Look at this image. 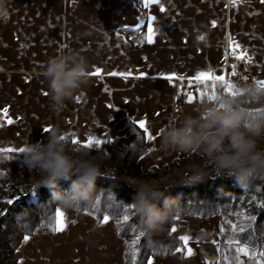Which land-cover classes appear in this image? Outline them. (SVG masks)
I'll list each match as a JSON object with an SVG mask.
<instances>
[{"label":"crops","instance_id":"obj_1","mask_svg":"<svg viewBox=\"0 0 264 264\" xmlns=\"http://www.w3.org/2000/svg\"><path fill=\"white\" fill-rule=\"evenodd\" d=\"M146 23L154 30V42L133 46L121 29ZM263 35L264 0H160L147 7L145 0L142 6L137 0H14L11 18L0 23V113L8 109L0 129L5 143H42L54 129L82 142L90 135L116 139L128 132L130 122L145 120L156 139L148 140L149 152L139 163L161 165L183 154L162 142L164 133L177 125L181 107L177 94L182 80L175 77L194 80L212 68L227 78L233 57L248 74L240 85L264 80L258 71L264 62L257 57L264 60L259 52ZM200 36L205 39L197 43ZM237 43V53L246 51L251 63L231 54ZM66 51L86 55L91 72L99 67L104 73L131 75L91 76L75 100L56 112L44 94L48 85L41 73L49 59ZM173 74L172 81L165 79ZM9 118L14 123L8 124ZM58 209L74 222L54 235H29L19 248V264H124L125 244L111 217L97 224L92 216ZM173 227V237L192 239L179 248L183 251L152 256V264H219V217H177ZM187 247L194 255H186Z\"/></svg>","mask_w":264,"mask_h":264},{"label":"trees","instance_id":"obj_2","mask_svg":"<svg viewBox=\"0 0 264 264\" xmlns=\"http://www.w3.org/2000/svg\"><path fill=\"white\" fill-rule=\"evenodd\" d=\"M137 1L142 6L143 0ZM121 31L133 46L145 43L149 35L148 23L138 28H122ZM233 64L235 59L231 57L229 71L232 70ZM211 84L212 81H207L206 85L188 79L180 81L177 104L179 106L200 104V92L211 93ZM252 84L256 85L255 82L249 85ZM216 92L225 93L219 84ZM188 93L195 95L197 100L188 103L186 95ZM2 116L0 113V118ZM255 117L264 119L260 114H255ZM66 136L69 137L71 147H80L71 143L74 138L72 134ZM106 141L110 143L88 150L92 155L98 154L104 159L112 158L113 169L98 179L95 205L73 210L92 216L97 224L101 223L105 215L113 219L117 234L125 243L124 264H132L133 249L130 245L137 237L139 243L135 246L138 249L135 264H147L152 256H166L184 247L180 238L171 235L175 218L214 216L220 218L219 264H238L237 257L243 264H264V259L258 255L259 252H264V180H255L249 187L244 188L232 179L217 178L215 173H212L211 178L203 183L184 186L181 181L184 175L190 172L181 173L176 177L174 185L160 188L166 198L173 199L170 201L175 208L173 218L158 231L145 233L140 217L130 207L135 197V189L118 176L128 173L143 175L139 160L149 152L147 134L138 123L130 122L125 135ZM47 142L48 140L42 143ZM7 148L18 149L15 146ZM158 169L156 166L150 167L146 178L157 176ZM0 173H3L0 175V264H19L15 255L25 236L56 233L49 225L56 219L59 204L51 199V191L48 188L42 187L37 190L31 183L15 181L18 175L30 174L23 153L0 152ZM70 184L71 181H61L60 190L69 189ZM33 188L36 189L35 193L32 192ZM34 195L36 198H33ZM8 200H12L13 203H7ZM160 206H164V200H161ZM126 213L130 219L128 222H122ZM232 225L236 226L235 231L232 230ZM240 228H244V232H240ZM140 233L144 235L140 236ZM236 239L240 240V244L233 242L230 247L229 241ZM241 245L255 250L256 259L249 260L247 256L237 253L236 248Z\"/></svg>","mask_w":264,"mask_h":264},{"label":"clouds","instance_id":"obj_3","mask_svg":"<svg viewBox=\"0 0 264 264\" xmlns=\"http://www.w3.org/2000/svg\"><path fill=\"white\" fill-rule=\"evenodd\" d=\"M13 3L14 0H0V23L11 18ZM90 72L88 57L78 51H66L49 59L41 74L54 111H61L67 102L75 100L77 93L90 83ZM241 87V95L219 93L215 99L206 98L195 115L185 116L164 133L162 142L168 149L195 153L203 160V164L193 165L190 173L184 175L182 185L203 183L212 173L244 188L255 180H264V119L252 115L257 109H264V90L254 84ZM25 149L26 168L33 174L37 190L48 188L51 199L66 210L95 205L97 181L107 171L104 157L92 155L89 148L71 147L69 137L59 129L48 135L46 144L30 143ZM61 181H71L70 188L60 190ZM132 186L135 197L130 207L140 217L145 233L158 231L173 218V199L166 198L154 182L138 179Z\"/></svg>","mask_w":264,"mask_h":264},{"label":"snow or ice","instance_id":"obj_4","mask_svg":"<svg viewBox=\"0 0 264 264\" xmlns=\"http://www.w3.org/2000/svg\"><path fill=\"white\" fill-rule=\"evenodd\" d=\"M159 3H160V0H145V6L146 7L149 6V4H159ZM233 3H235V0H233ZM164 10L165 9H164L163 5H161L160 11H164ZM151 19L155 20L156 17L152 16ZM212 23H213V26H215L216 22L213 21ZM148 33H149V36L147 37V42L148 43H153L154 40H153L152 37L155 35V33H154V30H153L151 24L148 25ZM199 38L201 40L205 39L204 36H200ZM229 39L232 40L233 38L229 37ZM238 48H240V45L237 43L233 47V50H232L231 54L236 59L244 60L247 63H251L252 62V58L247 55L246 51L243 52V53H239L238 54L237 51H236V49H238ZM231 67H232L233 71L230 74L232 76H235L236 75V72H235L236 65L233 64ZM105 74L106 75H111V76L120 75V76H123L125 79H127L128 76L131 75V73H117V72L104 73L103 70L101 68H99V67H97L95 69V71L89 73L90 76H96V77H102ZM140 75L143 76V75H146V73H140ZM174 77H175V74L166 76L165 79H167L169 81H172L174 79ZM175 78L179 79V80L185 79L184 76H179V77H175ZM193 79L195 80L196 83L204 84V85L207 84V81H212V84H211L212 91H211V93L200 92V96H199L200 102H203V100L205 98H207L209 100L215 99V97L217 95V92H216L217 84H219V86L227 94H230V95H233V96L243 94L242 90L239 87H237L234 83H232L230 80H228L225 75H217L212 68H209L207 71L199 72ZM244 79H247V77H244ZM256 87H257L258 90H264V80H257L256 81ZM44 94L47 95V92H45ZM186 95H187L188 103H193V102H195L197 100V97L195 95H192L191 93H188ZM77 99L79 100L80 98L77 97ZM109 107H111V105H109ZM3 114H4V116L8 115V109L7 108L3 109ZM255 114H260L261 116H264V109H257L254 113H252V115H254V116H255ZM7 123L8 124H12V123H14V121L11 118H9L7 120ZM138 125L147 134V139L149 141H154L156 139L155 135L150 132V130H149L148 126H147V122L145 120L138 121ZM44 131L45 132H50V129H44ZM71 143L73 145H79L80 147L92 149L94 147L95 148H100L101 145H105L107 143H110V141L101 140V139H98V138L93 137V136L90 135L87 138L86 142H82L78 138H73L71 140ZM25 150H26L25 148H18V149L0 148V152H15V151H19L20 153H23ZM0 175H3V173H0ZM32 192L35 193L36 189L33 188ZM7 203L11 204V203H13V201L12 200H8ZM109 219H110V217L105 215L103 217L101 223L105 224V223H107L109 221ZM129 219H130V217L126 213L123 216V221L122 222H128ZM253 219H255V218L253 217ZM73 222L74 221L70 220L66 216L64 211L57 209L56 219L51 225H49V227H51V230L53 232H63L66 229L67 225L69 223H73ZM171 230L173 232H175L177 229L175 227H173ZM222 230H223V228H222ZM232 230L233 231L236 230V226L235 225H232ZM240 232H244V228H240ZM143 235H144L143 233H140V236H143ZM191 239L192 238L190 236H186V235L180 236V240L184 242L185 246L188 245V243H189V241ZM24 240H25V242H27L29 240V237L25 236ZM233 242L236 243V244H240V240H238V239H236L234 241L230 240L229 241V246L230 247L232 246ZM138 243H139V237H137L135 240H133L131 242V245H130V247L133 249V252H132V264H135V256H136V252L138 251V249H136L135 246ZM177 251H183V249H179L178 248ZM236 251H237V253H240V254H243L244 256H247L249 258V260H255L256 256H257V253L255 252V250H250L245 245H241V246L237 247ZM186 255L187 256L194 255V251H193V249L191 247H187ZM258 255H259V257L264 259V252H259ZM236 259L238 261V264H243L242 261H239V257H237ZM148 264H152V262L149 261ZM211 264H216V262L212 261Z\"/></svg>","mask_w":264,"mask_h":264},{"label":"rangeland","instance_id":"obj_5","mask_svg":"<svg viewBox=\"0 0 264 264\" xmlns=\"http://www.w3.org/2000/svg\"><path fill=\"white\" fill-rule=\"evenodd\" d=\"M259 52L264 54V49L262 51H259ZM261 56L262 55L257 56L259 58L258 60H259V62H264V60L261 59ZM237 63L241 64L239 62H237ZM237 63H235V64H237ZM243 68H244V66H243ZM258 71H259L260 75L262 76L259 78H263L264 77V63L262 66L259 67ZM242 73L244 75V73H246V72L244 71ZM241 74L237 78H232L228 74L227 79L230 80L232 83H234L237 87L247 85V84H244V85L241 84L240 85V82H242L244 79V78H241V76L243 77V75H241ZM246 77H248L247 73H246ZM241 90H243L242 87H241ZM199 105L200 104H189V105L181 106L179 113L177 115L178 116L177 117V124L185 116L190 115V114L195 115L196 112L198 111ZM5 125H6V122H5V117L3 115L0 118V126H1L0 128H3ZM22 143H25V142H23V141L18 142L15 147L16 148H21V146L25 147L28 144H30L31 142H27L26 143L27 145H24ZM9 146H12V145L8 142L5 143L4 131H2V129H0V148H7ZM96 156H100V155L97 154ZM112 162H113L112 158L103 159V165H104L105 169L107 170L106 173L113 169V168H111ZM200 164H203V160L201 159V157L199 155H197L195 153H183L181 156L179 155L178 157H175L174 159H171L170 161L163 162L161 165H158V166L156 165V167L159 168L158 169L159 174L157 176H154V177L150 176V177L146 178V175H147L150 167L149 168H146L145 166L142 167L141 164L139 163V165L141 166L143 175H138L136 173H128V174H120V176H118V178L121 179L124 183H126L128 186H130L132 188H134L132 186V184L138 179L152 181L159 188L167 187L170 185H174L175 179L179 174L184 173V172H190L193 165H200ZM151 167H153V166H151ZM15 181L16 182L31 183L33 185V187H35L34 182H33V174L32 173L18 175V176H16ZM33 198H36V195H34ZM35 201H38V200L35 199ZM216 217H218V216H216ZM175 238H177V237H175ZM18 253H19V249L15 255V257L17 259L19 258Z\"/></svg>","mask_w":264,"mask_h":264},{"label":"built area","instance_id":"obj_6","mask_svg":"<svg viewBox=\"0 0 264 264\" xmlns=\"http://www.w3.org/2000/svg\"><path fill=\"white\" fill-rule=\"evenodd\" d=\"M236 65V68H235V72H236V75L235 76H232L230 73L233 71V69L232 70H230L229 71V76L230 77H232V78H237L243 71H244V68H243V65L242 64H235Z\"/></svg>","mask_w":264,"mask_h":264}]
</instances>
